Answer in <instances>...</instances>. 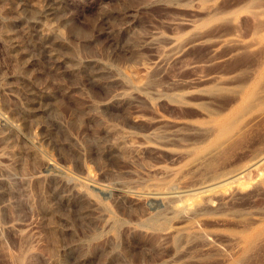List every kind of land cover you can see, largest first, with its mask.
<instances>
[{"label":"rangeland","instance_id":"374dc122","mask_svg":"<svg viewBox=\"0 0 264 264\" xmlns=\"http://www.w3.org/2000/svg\"><path fill=\"white\" fill-rule=\"evenodd\" d=\"M156 31L179 58L136 88ZM262 152L264 0H0V264H264V164L191 189Z\"/></svg>","mask_w":264,"mask_h":264},{"label":"bare ground","instance_id":"6f19581e","mask_svg":"<svg viewBox=\"0 0 264 264\" xmlns=\"http://www.w3.org/2000/svg\"><path fill=\"white\" fill-rule=\"evenodd\" d=\"M171 25H176L178 21L176 19H171L169 21ZM42 31L44 33H55L59 32V29H57L56 26H54L50 22H45L42 26ZM161 34L156 31L153 33H150V35H147L144 37L143 41L144 43L148 44L152 49H155L156 56H154L153 61H146L144 59H140L138 62V66H132V65H127L122 69L123 74L127 77L128 81L130 84L136 88H141L143 87L148 79V74L149 71L154 67V66H159V65H164L165 62L169 59H178L181 48L179 44H176V41L171 38V43H173L171 46L167 48H163L159 44V38ZM161 43V42H160ZM161 47V48H160ZM191 68H197L195 64H190L189 65ZM140 115L138 113L133 114V118L137 119L139 118ZM108 129L107 131L109 132V129L112 130V142L114 144V147L120 151L123 156H130L135 153H137L141 147L144 145V142L137 141L135 137L127 132H123L120 129H114L110 127H106ZM259 154L254 161L247 167H244L240 169L239 171L230 174L227 177L220 178L214 182H207V183H200L197 185V187H193L191 189L197 190L196 195L198 198H205L207 199L206 201H209V193L214 190V186L217 183H220L222 181L232 179L233 181H237L240 178H243L245 174L247 173H255L259 177H263L262 173H259V169L261 165L264 164V154L262 152V155ZM46 166L49 165V163H45ZM154 173L158 174H164L167 173L168 171L162 169V168H154L152 169ZM170 172H175L173 169ZM126 184V183H125ZM213 186V187H212ZM126 192L130 193L133 199H136L137 196H143L145 200L150 201V202H168V199L170 198V194L174 192L175 189H178L176 191L182 192L184 190L180 189V186L177 185L176 182H169L165 185H157V184H152V185H146V186H138L137 184H126L125 186ZM177 193V192H176ZM169 201H171L169 199ZM163 203V204H164ZM170 202H168L169 204Z\"/></svg>","mask_w":264,"mask_h":264}]
</instances>
